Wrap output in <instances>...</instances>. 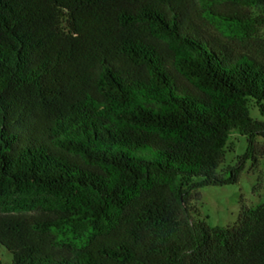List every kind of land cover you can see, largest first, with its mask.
Listing matches in <instances>:
<instances>
[{"label":"trees","instance_id":"obj_1","mask_svg":"<svg viewBox=\"0 0 264 264\" xmlns=\"http://www.w3.org/2000/svg\"><path fill=\"white\" fill-rule=\"evenodd\" d=\"M250 103L264 116V0H0L11 264H264V202L225 226L198 207L258 169ZM231 131L246 149L220 170Z\"/></svg>","mask_w":264,"mask_h":264},{"label":"rangeland","instance_id":"obj_2","mask_svg":"<svg viewBox=\"0 0 264 264\" xmlns=\"http://www.w3.org/2000/svg\"><path fill=\"white\" fill-rule=\"evenodd\" d=\"M249 111L252 118L264 121V116L255 104H249ZM246 145L244 136L231 131L226 144L225 161L220 170L232 166L244 153ZM249 168L248 161L235 184L202 188L198 207L201 217L205 218L208 224L211 226L232 224L237 218L241 204L252 206L264 202V156L256 171ZM0 264H11V254L3 246H0Z\"/></svg>","mask_w":264,"mask_h":264}]
</instances>
